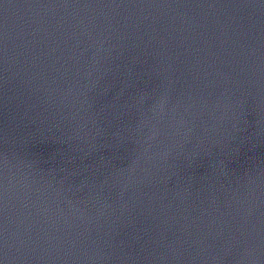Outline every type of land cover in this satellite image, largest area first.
<instances>
[{
	"label": "water",
	"instance_id": "obj_1",
	"mask_svg": "<svg viewBox=\"0 0 264 264\" xmlns=\"http://www.w3.org/2000/svg\"><path fill=\"white\" fill-rule=\"evenodd\" d=\"M0 264H264V0H0Z\"/></svg>",
	"mask_w": 264,
	"mask_h": 264
}]
</instances>
